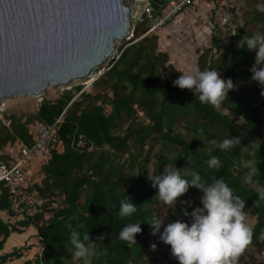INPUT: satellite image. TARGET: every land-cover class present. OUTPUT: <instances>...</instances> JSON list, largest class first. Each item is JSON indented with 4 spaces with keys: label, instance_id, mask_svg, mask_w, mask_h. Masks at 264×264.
<instances>
[{
    "label": "trees",
    "instance_id": "trees-1",
    "mask_svg": "<svg viewBox=\"0 0 264 264\" xmlns=\"http://www.w3.org/2000/svg\"><path fill=\"white\" fill-rule=\"evenodd\" d=\"M149 3L162 10L166 0ZM215 28L216 51L203 52L200 69L217 68L236 86L218 107L201 104L190 90L173 85L179 76L169 55L159 49L157 34L145 35L148 24L138 23L132 38L119 47L120 56L109 61L91 89L64 90L56 98L44 99L33 114H11L8 124L1 122L0 151L16 143L32 144L31 125L36 121L53 124L61 119L51 155L38 172L41 180L33 186L44 199V208L15 220L14 225L0 218V252L12 233L23 232L19 227L34 225L42 247L24 264H74L65 247L66 224L71 222L82 223L81 234L89 232L92 239L103 234V244L98 247L106 254L93 257L92 264H146L152 234L145 220L154 213L162 216L148 169L159 174L165 165L184 167L188 164L184 156L206 183L222 176L246 200L245 211L256 218L250 245L261 247L264 201L257 200L254 189L264 187V97L249 71L255 53L239 47L221 52L217 47L222 30ZM246 34L244 28L236 30L240 39ZM231 135L239 136L246 147L243 151L240 146L226 152L215 150L212 154L220 157L223 166L209 169L205 162L211 145L199 137L220 142ZM79 140L85 143L83 147L77 145ZM249 159L260 172L253 183L243 180L247 169L242 165ZM127 195L138 210L121 219L119 201ZM201 195V190L190 187L169 217L189 220L183 209L191 212ZM181 201H191L192 206ZM2 211L10 209L7 191L0 186ZM129 222H143L142 232L136 234L137 244L131 247L118 239L120 229ZM26 248L0 253V264L21 259ZM165 264L179 263L170 258Z\"/></svg>",
    "mask_w": 264,
    "mask_h": 264
},
{
    "label": "clouds",
    "instance_id": "clouds-1",
    "mask_svg": "<svg viewBox=\"0 0 264 264\" xmlns=\"http://www.w3.org/2000/svg\"><path fill=\"white\" fill-rule=\"evenodd\" d=\"M258 12L264 13V5H257ZM235 35L236 33H231ZM241 49L246 48L254 52V63L249 69L251 79L261 88L260 95L264 97V31L247 32L238 42ZM182 72L172 81L174 86L188 89L194 93V99L201 104L218 107L230 90L236 86L231 78H222L217 68L191 67L188 70L177 69ZM211 145L206 165L209 169L219 170L222 161L219 156L212 154L215 150L226 152L237 146L241 151L246 146L241 144L239 136H230L222 141L207 140L199 137ZM186 157L188 164L184 167H168L159 174H153L148 169V179L151 186L157 189L155 194L158 201L165 205H175L178 198L185 194L190 187L201 190L199 205L183 209V215L188 221L177 219L164 225V219L153 214L148 222L151 234H159V241L170 245L171 255L179 264H234L236 257L251 241L253 226L248 219L246 200L234 193L229 183L221 177H213L206 183L199 171L191 167V159ZM247 171L243 175L245 183H253V178L260 174L257 163L249 159L242 165ZM135 175V174H134ZM258 183V181H256ZM258 201H264V187L254 189ZM182 204L192 206L191 201H181ZM137 206L127 195L119 201V217L130 218L137 212ZM75 218V217H74ZM144 222V221H143ZM143 222H129L122 226L118 239L131 247L137 244L136 234L142 232ZM82 223L66 224L67 237L65 247L71 253L70 259L80 261V264H92V258L106 254V250L98 247L103 244V234L96 239L90 238L89 232L81 234ZM152 250L157 248L153 243Z\"/></svg>",
    "mask_w": 264,
    "mask_h": 264
},
{
    "label": "water",
    "instance_id": "water-1",
    "mask_svg": "<svg viewBox=\"0 0 264 264\" xmlns=\"http://www.w3.org/2000/svg\"><path fill=\"white\" fill-rule=\"evenodd\" d=\"M133 2L149 0H0V106L49 86L93 83L133 36Z\"/></svg>",
    "mask_w": 264,
    "mask_h": 264
},
{
    "label": "crops",
    "instance_id": "crops-1",
    "mask_svg": "<svg viewBox=\"0 0 264 264\" xmlns=\"http://www.w3.org/2000/svg\"><path fill=\"white\" fill-rule=\"evenodd\" d=\"M167 1L169 0H166V2ZM242 1L245 4L244 7H241L242 3L237 5L234 4L237 25L234 33H236L238 28H244L249 33L264 31V13H260L256 10L257 5H264V2H262V0H248L247 5V0ZM213 5H215V0H200L194 5L186 8L181 14L177 15L172 22L156 33L158 36L159 49L169 55L170 62L176 68L178 76L182 75V72L177 69L188 70L191 67L200 68L199 60L203 52L210 50L213 53L216 51L213 43L216 35L215 27H217V25L212 23L210 17V12H215ZM215 17H217L216 12ZM239 40L240 38L236 37V34H228L222 31L219 36L217 48H219L221 52L229 48L237 50V42ZM219 74L223 78V73L219 72ZM0 153L3 154L4 152L0 151ZM17 154L18 152L13 156H9V158H2V160L11 162ZM42 160L46 161L45 159ZM40 167L36 170V167L33 166L31 162L30 166L27 168L28 175L34 183L40 182L38 178L33 177V175L36 176V174H38ZM0 218L5 222H10L11 225L16 223V221L12 219L11 213L8 211H2L0 213ZM19 228L23 229V232L12 233L5 241L3 250L0 253H7L16 247H23L25 245H27L26 247L37 245L29 248L28 251H36H33L34 255L32 257L25 259L28 260L33 258L40 251L42 247V245L40 246L41 241L34 225L27 228ZM17 241H24L25 244H22V246L16 245ZM25 253L26 251L24 250L23 256Z\"/></svg>",
    "mask_w": 264,
    "mask_h": 264
},
{
    "label": "built area",
    "instance_id": "built-area-1",
    "mask_svg": "<svg viewBox=\"0 0 264 264\" xmlns=\"http://www.w3.org/2000/svg\"><path fill=\"white\" fill-rule=\"evenodd\" d=\"M198 1L200 0H169L162 10H156L149 2L145 3L141 10H136L132 16L133 29L138 23H147L148 30L145 35L156 33ZM225 5L226 0H215L214 10L219 18V27L233 26L236 23L235 11L232 8H226ZM120 53L116 51L112 57L117 59ZM60 120H56L53 124L41 121L33 123L31 132L34 142L21 143L13 161H0V186L7 191L9 209L14 220L24 219L44 208L45 201L33 188L35 183L28 175L27 168L33 159L50 157L56 140V125ZM84 144L82 140L77 143L80 147Z\"/></svg>",
    "mask_w": 264,
    "mask_h": 264
},
{
    "label": "rangeland",
    "instance_id": "rangeland-1",
    "mask_svg": "<svg viewBox=\"0 0 264 264\" xmlns=\"http://www.w3.org/2000/svg\"><path fill=\"white\" fill-rule=\"evenodd\" d=\"M262 2H264L262 0ZM146 2H133L131 3L132 6L135 7V12L136 10H141V7L143 4H145ZM239 3H242L241 7H244L245 4L243 3L242 0H226V8H232L233 10L234 8V4L237 5ZM244 4V5H243ZM247 5H248V0H247ZM214 6V5H213ZM246 9V8H245ZM134 12V13H135ZM210 17L212 20V23L214 25H219V18L218 16L215 17V12L211 11L210 12ZM236 23L233 26H224V27H219L223 32L231 34L234 33L235 29H236ZM159 32V31H158ZM157 33V32H156ZM155 33V34H156ZM128 41V39H125L116 49L115 52H118L119 47L124 43ZM113 57H110L105 63H104V67L106 68V66L108 65L109 61L112 59ZM91 81V80H89ZM250 82V81H249ZM90 82H86L83 80H74L73 82H71L68 86L65 87H54V86H49L45 92L43 94H41L40 96H17V97H7L4 100L1 101V106H0V124L1 122H3L4 124H8V117L11 114H17V115H31L34 112H36V110L38 109L40 103L44 100V99H53L56 98L57 96H59L64 90L67 89H72L74 87L77 86H82L83 90L84 89H91L92 88V83L89 84ZM20 143H16L13 145H8L6 148H4L2 150V152L4 153H8L10 154L9 156H13L17 153V150L19 148ZM56 146H58V144H55ZM3 153V154H4ZM0 153V161L2 160V155ZM45 161H43L42 159H33L32 160V165L36 167V170L39 169L40 165L43 164ZM33 177L38 178V180H41L39 177V173L35 175H33ZM175 205H168L165 206L163 205L162 202L159 203V206L157 207V210L162 214L161 219H164V225H162L161 227V231H163V227L169 223L172 222L174 220L177 219H181V220H185L188 221L182 217H178L176 219H172L171 217H169V214H172L173 208ZM196 206V205H195ZM194 206V207H195ZM248 215V219L250 221V223L252 224V226L255 224L256 218L254 216H252L249 212H247ZM46 218H48V215H46ZM35 236V235H33ZM36 237V236H35ZM41 243V242H40ZM39 243V244H40ZM155 243L157 245V248L155 250L151 249V245ZM25 244L24 241H17L16 245H21ZM38 244V245H39ZM148 245L150 247V249L148 250L147 256H146V264H165L170 258L176 259L175 257H173L171 255V251H170V245L164 244L163 242L159 241V234L157 235H151ZM27 245H25L26 247ZM31 246H37V245H30ZM41 246V244H40ZM26 248L25 251L26 253L24 254L22 259H18V260H14L11 261L9 264H24V262L26 261L25 259L28 257H32L34 255L33 251L36 250H31L28 251L29 248ZM178 262V260H176ZM179 263V262H178ZM74 264H78V261H75ZM234 264H264V236L261 240V247L260 248H255L253 246L250 245V243L248 245L245 246V248L242 250V252L236 257Z\"/></svg>",
    "mask_w": 264,
    "mask_h": 264
},
{
    "label": "bare ground",
    "instance_id": "bare-ground-1",
    "mask_svg": "<svg viewBox=\"0 0 264 264\" xmlns=\"http://www.w3.org/2000/svg\"><path fill=\"white\" fill-rule=\"evenodd\" d=\"M91 81H92V79H90ZM91 81H88V82H91ZM89 84H91V83H89ZM40 96V95H39Z\"/></svg>",
    "mask_w": 264,
    "mask_h": 264
}]
</instances>
